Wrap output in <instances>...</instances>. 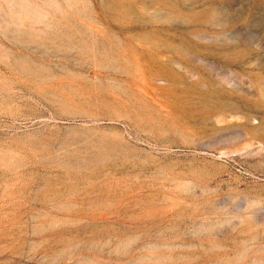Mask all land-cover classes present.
<instances>
[{
    "label": "rangeland",
    "instance_id": "1",
    "mask_svg": "<svg viewBox=\"0 0 264 264\" xmlns=\"http://www.w3.org/2000/svg\"><path fill=\"white\" fill-rule=\"evenodd\" d=\"M244 200L264 0H0V264H264Z\"/></svg>",
    "mask_w": 264,
    "mask_h": 264
},
{
    "label": "clouds",
    "instance_id": "2",
    "mask_svg": "<svg viewBox=\"0 0 264 264\" xmlns=\"http://www.w3.org/2000/svg\"><path fill=\"white\" fill-rule=\"evenodd\" d=\"M241 198H243V197L236 198L234 200V203L236 204L238 201L241 200ZM245 204H246V206L243 209H241L240 211H251L252 215L254 214V212L256 210L264 209V202H260L257 200H248V201H245Z\"/></svg>",
    "mask_w": 264,
    "mask_h": 264
}]
</instances>
